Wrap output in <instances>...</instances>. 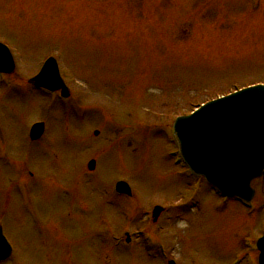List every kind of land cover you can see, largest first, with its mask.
Wrapping results in <instances>:
<instances>
[{
	"label": "rangeland",
	"instance_id": "1",
	"mask_svg": "<svg viewBox=\"0 0 264 264\" xmlns=\"http://www.w3.org/2000/svg\"><path fill=\"white\" fill-rule=\"evenodd\" d=\"M0 42L16 66L0 89L4 264H256L264 177L248 209L215 197L170 133L198 105L264 84V0H0ZM48 57L71 106L26 83Z\"/></svg>",
	"mask_w": 264,
	"mask_h": 264
},
{
	"label": "water",
	"instance_id": "2",
	"mask_svg": "<svg viewBox=\"0 0 264 264\" xmlns=\"http://www.w3.org/2000/svg\"><path fill=\"white\" fill-rule=\"evenodd\" d=\"M0 62L3 68L13 67L7 49L1 45ZM30 82L64 90L52 59ZM173 130L180 155L196 176H203L224 196L246 202L253 199L251 182L264 175V86L244 89L209 102L192 115L178 118ZM42 132L43 125H35L31 138L39 137ZM88 167L93 169L94 162ZM118 191L129 194L123 183L118 185ZM161 211L156 207L154 218ZM256 248L260 252L259 264H264V234ZM10 253L0 228V261Z\"/></svg>",
	"mask_w": 264,
	"mask_h": 264
}]
</instances>
